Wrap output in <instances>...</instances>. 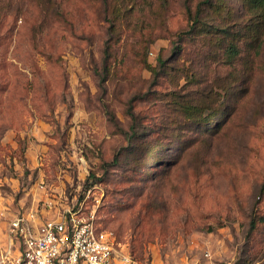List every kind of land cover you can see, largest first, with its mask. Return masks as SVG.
Here are the masks:
<instances>
[{
	"label": "rangeland",
	"instance_id": "obj_1",
	"mask_svg": "<svg viewBox=\"0 0 264 264\" xmlns=\"http://www.w3.org/2000/svg\"><path fill=\"white\" fill-rule=\"evenodd\" d=\"M49 201L135 264H264V5L0 0V248Z\"/></svg>",
	"mask_w": 264,
	"mask_h": 264
},
{
	"label": "built area",
	"instance_id": "obj_2",
	"mask_svg": "<svg viewBox=\"0 0 264 264\" xmlns=\"http://www.w3.org/2000/svg\"><path fill=\"white\" fill-rule=\"evenodd\" d=\"M7 230L0 264H135L82 204L45 202L41 211L15 216Z\"/></svg>",
	"mask_w": 264,
	"mask_h": 264
},
{
	"label": "trees",
	"instance_id": "obj_3",
	"mask_svg": "<svg viewBox=\"0 0 264 264\" xmlns=\"http://www.w3.org/2000/svg\"><path fill=\"white\" fill-rule=\"evenodd\" d=\"M249 1H251V3H252V5H255V6H263L264 5V0H249ZM204 3L205 4H209L210 3V0H204ZM200 9H197L196 10V12H195V18H193L192 19V27H191V29L194 27V23H196V21L197 20H195L198 16H200ZM222 31H223V33H224V35H226L227 34V30H226V28H222ZM178 49H180V48H178ZM226 50H225V53H226V55L228 56V59L229 60H234L238 55H239V49L236 47V46H234V44H232V43H230V44H228L227 46H226V48H225ZM158 62H159V65L161 64L160 63V60H158ZM145 67L147 68V70L153 75V76H156V74H157V70H156V68L155 67H151L149 64H147L146 62H145ZM187 114H188V116L191 118V119H196L195 118V116L196 115H198L199 113H200V110L199 109H194L193 107H191V106H189V107H185L184 109H183ZM130 117H131V119H133V115L132 114H130ZM208 122V118H204V119H202V122H201V124L203 125L204 123H207ZM134 133H132L131 134V137H132V135H133ZM109 165H111V166H113V167H117V165H118V158H117V156H115L114 158H113V160L110 162V164ZM254 225H255V222L254 221H251L250 222V228L251 229H253L254 228Z\"/></svg>",
	"mask_w": 264,
	"mask_h": 264
}]
</instances>
